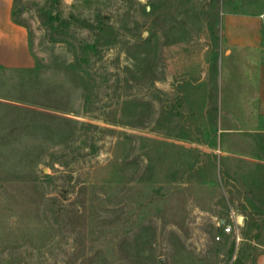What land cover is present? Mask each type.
I'll return each instance as SVG.
<instances>
[{"label": "rangeland", "instance_id": "374dc122", "mask_svg": "<svg viewBox=\"0 0 264 264\" xmlns=\"http://www.w3.org/2000/svg\"><path fill=\"white\" fill-rule=\"evenodd\" d=\"M14 8L34 64L0 67V264H264V119L223 32L264 0Z\"/></svg>", "mask_w": 264, "mask_h": 264}, {"label": "crops", "instance_id": "0c3cea01", "mask_svg": "<svg viewBox=\"0 0 264 264\" xmlns=\"http://www.w3.org/2000/svg\"><path fill=\"white\" fill-rule=\"evenodd\" d=\"M16 0H0V67H32L26 27L15 17ZM224 40L229 52L246 57L249 90L255 95L256 114L264 119V19L257 15L226 14ZM248 73V74H247Z\"/></svg>", "mask_w": 264, "mask_h": 264}, {"label": "built area", "instance_id": "2783aa9c", "mask_svg": "<svg viewBox=\"0 0 264 264\" xmlns=\"http://www.w3.org/2000/svg\"><path fill=\"white\" fill-rule=\"evenodd\" d=\"M261 18L264 19V14ZM230 219V221L224 220L219 223V227L222 229V236L234 235L237 242L240 243L242 241L241 228L244 227V219L234 213L231 214ZM222 236H218L217 240H222Z\"/></svg>", "mask_w": 264, "mask_h": 264}]
</instances>
